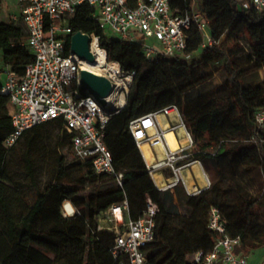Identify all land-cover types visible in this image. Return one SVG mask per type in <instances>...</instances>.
I'll list each match as a JSON object with an SVG mask.
<instances>
[{"label":"trees","instance_id":"1","mask_svg":"<svg viewBox=\"0 0 264 264\" xmlns=\"http://www.w3.org/2000/svg\"><path fill=\"white\" fill-rule=\"evenodd\" d=\"M200 11L215 44L194 56L201 36L191 27L186 60H147L138 43L104 34L86 1L68 20L72 34L100 36L108 60L135 71L126 105L104 129L114 165L123 172L121 186L113 177L95 173L88 159L73 155L72 135L59 119L25 130L6 149L3 141L12 123L9 98L0 93V234L10 245L0 264H117L110 252L113 233H91L89 225H94L95 215L124 199L130 217L137 218L147 197L158 208L154 240L146 248L151 264H192L195 253L208 251L215 240L208 227L211 206L221 211L227 233L239 236L237 251L246 256L264 247V128L254 121V111L264 106V77L259 86L247 85L236 62L244 50L251 66L264 72V11H241L235 0H201ZM26 35L20 19L0 22V74L7 65L22 73L30 56L12 44ZM69 43L70 38L67 48ZM214 65L224 70L223 81L188 97L191 89L210 79L208 68ZM171 104L179 108L195 142L190 159L204 161L212 170L210 187L197 195L185 194L182 187L174 194L158 190L128 129L131 119ZM249 169L262 174L256 194L246 185ZM175 194L180 200L184 195L183 213L167 208ZM64 200L78 209L73 216L63 214Z\"/></svg>","mask_w":264,"mask_h":264},{"label":"built area","instance_id":"2","mask_svg":"<svg viewBox=\"0 0 264 264\" xmlns=\"http://www.w3.org/2000/svg\"><path fill=\"white\" fill-rule=\"evenodd\" d=\"M26 38L13 47L22 48L30 60L22 73L11 66L4 68L0 93L9 98L12 130L3 146L10 149L22 133L43 122L59 119L71 134L72 152L76 158L88 159L97 174L123 183V172L117 170L113 156L104 141V129L109 119L127 103L135 85V71L122 69L114 60H108L106 49L100 45V36L90 34V50L96 60L105 65L102 75L113 83L114 100L105 97L106 106L86 90L80 89V71L87 69L85 59L71 53L72 31L68 20L84 1L93 8L92 18L109 37L138 43L147 60L156 58L189 59L184 53L188 31L195 27L201 36L199 50H210L215 41L211 37L209 21L200 11L201 0H14ZM241 11H264V0H235ZM93 40L96 47L92 46ZM101 51V53H98ZM110 64H113L112 66ZM98 74V73H97ZM109 93V94H111ZM113 109V112H108ZM254 121L264 128V106L254 111ZM128 129L142 155L155 187L173 194L182 187L188 195L208 189L211 180L198 159H190L196 145L175 104L147 112L129 121ZM172 134L174 144L169 143ZM146 153V154H145ZM198 163L204 174L200 183L191 171ZM190 174V176H189ZM189 176V178H188ZM192 181L193 184H188ZM78 209L69 200L62 203L65 216H73ZM157 205L148 197L141 216L131 218L127 200L110 205L94 216L91 233L106 230L113 233L111 255L117 264H151L147 246L154 240ZM208 227L215 233L212 247L195 253L192 264H247L246 256L237 251L239 236L226 231V221L216 206L208 211Z\"/></svg>","mask_w":264,"mask_h":264},{"label":"rangeland","instance_id":"3","mask_svg":"<svg viewBox=\"0 0 264 264\" xmlns=\"http://www.w3.org/2000/svg\"><path fill=\"white\" fill-rule=\"evenodd\" d=\"M17 21L19 20V10L16 6V3L14 0H1V6H0V22H9V21ZM201 51L198 49L193 55L194 56H200ZM19 56H22L21 54ZM237 64L243 68V74L242 77L247 85L251 86H259L261 84V80L264 77V72L262 70H258L251 66V64L246 60L245 51L242 50V52L238 55V58L236 60ZM2 63V57L0 54V64ZM4 68L6 66H3ZM208 71L212 72V75L210 79L203 82L202 84L198 85L197 87L191 89L189 93H187L188 97H194L198 93L205 91L209 89L210 87L220 83L223 81L225 73L224 70L221 67H218L216 65L210 66L208 68ZM3 81V74H0V82ZM203 168H205V172L209 176L210 180H212V170L208 166H205V162L201 161ZM191 171L196 175L195 171ZM246 174V185L250 186V189L253 193H258L261 190L262 187V174L260 171L256 169H249L247 170ZM198 178V177H197ZM185 194H187L184 191ZM183 194V192H182ZM188 195V194H187ZM182 195V200H180V197L176 194L174 195V198H172L171 201L168 202L167 208L172 213H183L185 210L184 206V199ZM10 250V245L8 243L7 237L5 234H0V257L3 254H6ZM247 264H264V247H257L253 250H251L247 255Z\"/></svg>","mask_w":264,"mask_h":264},{"label":"water","instance_id":"4","mask_svg":"<svg viewBox=\"0 0 264 264\" xmlns=\"http://www.w3.org/2000/svg\"><path fill=\"white\" fill-rule=\"evenodd\" d=\"M91 36L82 31L73 33L70 37V51L76 53L80 59H85L87 62L94 63L96 61L95 54L90 50L89 43ZM80 89L88 91L97 101L106 106L105 97L111 93L114 86L112 81L102 75L97 74L89 69L80 71ZM112 113L113 109H108Z\"/></svg>","mask_w":264,"mask_h":264},{"label":"bare ground","instance_id":"5","mask_svg":"<svg viewBox=\"0 0 264 264\" xmlns=\"http://www.w3.org/2000/svg\"><path fill=\"white\" fill-rule=\"evenodd\" d=\"M92 46L93 47H96V41L95 40H93ZM98 53H101V51H99ZM110 65L112 66L113 64H110ZM84 66L87 69H89V70H91V71H93L95 73H98V74H101L103 72V70L107 69L105 67V65H103V63L100 62V61H98V60H96L94 63L85 62L84 63ZM115 98H117L115 93H111V94L108 95V100L109 101L110 100H114ZM168 140H169V143L173 146L174 140H173L172 134H168ZM192 170L195 171L196 177H198L199 182L200 183H203L204 182V174L202 172V169H201L200 165L198 163H194L192 165ZM189 176H190V174H189ZM189 176H188V178H189ZM188 184L189 185L190 184H193V182L192 181H189Z\"/></svg>","mask_w":264,"mask_h":264},{"label":"crops","instance_id":"6","mask_svg":"<svg viewBox=\"0 0 264 264\" xmlns=\"http://www.w3.org/2000/svg\"><path fill=\"white\" fill-rule=\"evenodd\" d=\"M8 108H9V106H8Z\"/></svg>","mask_w":264,"mask_h":264}]
</instances>
